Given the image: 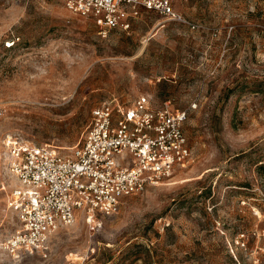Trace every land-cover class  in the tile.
<instances>
[{"label": "rangeland", "instance_id": "obj_1", "mask_svg": "<svg viewBox=\"0 0 264 264\" xmlns=\"http://www.w3.org/2000/svg\"><path fill=\"white\" fill-rule=\"evenodd\" d=\"M197 25L143 13L98 35L62 4L0 0V243L18 226L3 143L62 154L106 102L189 110L185 168L92 224L79 213L43 254L0 264H264V0H175ZM196 108H192L193 104Z\"/></svg>", "mask_w": 264, "mask_h": 264}, {"label": "built area", "instance_id": "obj_2", "mask_svg": "<svg viewBox=\"0 0 264 264\" xmlns=\"http://www.w3.org/2000/svg\"><path fill=\"white\" fill-rule=\"evenodd\" d=\"M30 1L59 3L92 19L101 37L129 32L143 13L192 31L198 28L176 11L175 0ZM188 119L189 110H178L170 101L157 106L152 98L141 96L130 107L106 102L97 108L86 135L70 154L8 136L3 156L14 186L6 207L16 215L18 226L0 243V250L14 259L43 254L50 237L74 224L79 213L89 224L118 215L124 199L189 164L193 150L185 132Z\"/></svg>", "mask_w": 264, "mask_h": 264}]
</instances>
